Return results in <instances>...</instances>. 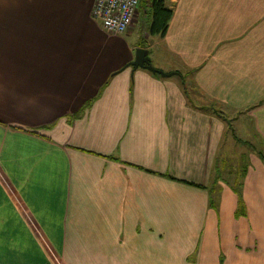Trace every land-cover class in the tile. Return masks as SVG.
<instances>
[{"label": "crops", "instance_id": "0c3cea01", "mask_svg": "<svg viewBox=\"0 0 264 264\" xmlns=\"http://www.w3.org/2000/svg\"><path fill=\"white\" fill-rule=\"evenodd\" d=\"M95 1L0 0V264H264V0Z\"/></svg>", "mask_w": 264, "mask_h": 264}, {"label": "built area", "instance_id": "2783aa9c", "mask_svg": "<svg viewBox=\"0 0 264 264\" xmlns=\"http://www.w3.org/2000/svg\"><path fill=\"white\" fill-rule=\"evenodd\" d=\"M140 0H96L91 15L114 34L124 33L136 14Z\"/></svg>", "mask_w": 264, "mask_h": 264}, {"label": "trees", "instance_id": "16d2710c", "mask_svg": "<svg viewBox=\"0 0 264 264\" xmlns=\"http://www.w3.org/2000/svg\"><path fill=\"white\" fill-rule=\"evenodd\" d=\"M152 8H153V16H152V24L151 29L153 32H157L160 34H164L167 22L171 16V10L167 8L163 2V0H152ZM201 109L206 110H212L216 111L214 107L211 106H199ZM260 157L264 161V153L260 152ZM238 213H242V207H241V199L238 198Z\"/></svg>", "mask_w": 264, "mask_h": 264}, {"label": "water", "instance_id": "95a60500", "mask_svg": "<svg viewBox=\"0 0 264 264\" xmlns=\"http://www.w3.org/2000/svg\"><path fill=\"white\" fill-rule=\"evenodd\" d=\"M130 65L133 66V68L137 67H144L153 73H158L162 76H170L176 72H164L161 69H158L154 67L150 61V58L148 56V50L145 47H136L135 49V57L134 59L130 62Z\"/></svg>", "mask_w": 264, "mask_h": 264}, {"label": "rangeland", "instance_id": "374dc122", "mask_svg": "<svg viewBox=\"0 0 264 264\" xmlns=\"http://www.w3.org/2000/svg\"><path fill=\"white\" fill-rule=\"evenodd\" d=\"M230 122L231 121H229V123ZM231 126H232V124H230V128H231ZM237 134L243 140L255 141L254 138L252 137V133L251 132H249L248 134L245 135V133H242V132L238 131ZM250 141L249 142H247V141L246 142H244V141L241 142V150L244 151V153H241V154H243V155H249L250 154L249 152L251 150H249V149H252L253 146H254L253 143H250ZM237 154L240 155V153H237Z\"/></svg>", "mask_w": 264, "mask_h": 264}]
</instances>
